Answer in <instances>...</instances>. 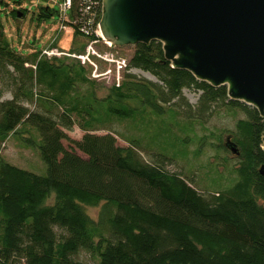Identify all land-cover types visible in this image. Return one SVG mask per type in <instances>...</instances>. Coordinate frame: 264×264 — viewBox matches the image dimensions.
<instances>
[{
    "label": "trees",
    "instance_id": "trees-1",
    "mask_svg": "<svg viewBox=\"0 0 264 264\" xmlns=\"http://www.w3.org/2000/svg\"><path fill=\"white\" fill-rule=\"evenodd\" d=\"M92 2H99L101 19V0H72L68 22L88 44L97 36L85 35L81 26ZM28 11L15 10L14 17L26 18ZM55 14L41 7L39 19ZM133 49L120 85H102L76 58L17 51L0 18V264H264V118L231 100L227 86L213 87L173 68L162 42ZM184 89L201 92L196 105ZM223 111L244 115L229 136L240 155L227 186L210 161L213 182L222 187L203 193L193 187L195 178L167 165L178 159L177 145L182 157L196 137L204 146L208 135L193 134L196 126L205 129ZM122 123L145 135L125 137L118 130ZM24 124L39 133L45 176L3 157ZM75 126L85 132L80 140L69 136ZM119 135L129 146L118 144ZM162 135L168 144L159 141ZM145 137L151 144L144 145ZM217 139V157L228 164L222 154L230 150L221 134ZM90 206L100 208L97 219L88 214Z\"/></svg>",
    "mask_w": 264,
    "mask_h": 264
},
{
    "label": "water",
    "instance_id": "water-1",
    "mask_svg": "<svg viewBox=\"0 0 264 264\" xmlns=\"http://www.w3.org/2000/svg\"><path fill=\"white\" fill-rule=\"evenodd\" d=\"M102 9V38L113 46L160 41L173 68L227 86L231 100L264 118V0H103ZM226 144L240 155L231 138Z\"/></svg>",
    "mask_w": 264,
    "mask_h": 264
},
{
    "label": "rangeland",
    "instance_id": "rangeland-1",
    "mask_svg": "<svg viewBox=\"0 0 264 264\" xmlns=\"http://www.w3.org/2000/svg\"><path fill=\"white\" fill-rule=\"evenodd\" d=\"M4 4H0V18L2 24L5 27V34L8 36L13 47L24 54H29L31 51H40L46 48H58L60 51L67 53L72 52V49H76L75 53H83L85 45L88 44L87 39L81 37H75V32L73 28H69L68 21H64L61 18L60 14H55L48 19H39V11L41 7L50 8L53 11L58 13L61 12L64 0H2ZM18 1V2H17ZM23 8H28V14L26 18L19 16L18 18L14 17L13 11H20ZM69 17V16H68ZM70 19V17L68 18ZM63 26L68 29L62 28ZM76 42V44H75ZM89 45V44H88ZM95 49L105 52L108 51V48L103 44H95ZM134 46H126L123 48L118 47L120 55L125 59L134 53ZM100 70L109 69L111 66L108 63L98 62ZM88 67V65H87ZM90 68V67H88ZM130 72L136 74L137 76L144 77V72H141L139 69H132ZM93 73V70H92ZM91 73L92 78L93 74ZM124 74V73H123ZM122 74V75H123ZM99 82L102 85L110 86L114 83L113 75H110L106 78L97 77ZM184 95L188 102L192 105H196L200 98L201 92L191 91L188 89L183 90ZM10 95L7 96L9 98ZM168 117V116H167ZM166 117V118H167ZM244 117L242 112H239L237 115L230 113L229 111H223V113H216V115L206 124L205 129H202L200 126H196V129L193 134L197 133L200 137L206 135V141L204 146H200L199 140L195 139V142L190 143L188 146L187 154H181V146L177 145L178 150V159L173 163H169L167 168L171 172H181L185 177L189 176L195 178V183H192L195 189H199L203 193H208L209 191H216L219 189V186L213 182L215 177V172L210 166V161L212 164L216 165L219 169V172L223 175L224 179L221 180V183L224 186L229 185L230 181L233 179V174L230 172V169L236 166L237 156L233 155L231 151L228 153H223L228 157V164L224 162L223 158L217 157V145L218 139L217 136L221 134V141L226 143L228 138L231 136V131L234 130L237 118ZM118 130L125 137L130 136H144V131H138L131 127L129 123L119 124ZM175 135L184 137L185 135L180 132L177 127L174 128ZM97 133H105V131H98ZM85 132L82 129H79L78 126H75L73 132H69V136L73 140H80L84 136ZM192 135V134H191ZM162 140L168 144L170 141L162 135ZM193 136V135H192ZM119 139L118 144L121 146H129V143L121 135L117 137ZM147 137H145L146 139ZM193 140L192 137H190ZM153 139L149 137L145 141L143 140L144 145L151 144ZM39 144V133L36 131L35 127H31L29 124H24L18 130V134H14L7 141L6 147L3 149L2 154L5 160L11 164H15L20 168H25L36 174L45 176L47 173V165L43 162L40 157V153L36 147V142ZM159 143V142H158ZM212 143V144H210ZM68 144V142H66ZM183 144H185L183 142ZM201 148L200 155L196 156V150ZM143 157L147 160H151V153L148 151H142ZM174 153V150H171ZM230 166L229 168L226 166ZM54 197L51 198L49 202H52ZM100 208L88 207L87 212L93 218L97 219ZM83 259L89 260L85 254L82 256Z\"/></svg>",
    "mask_w": 264,
    "mask_h": 264
},
{
    "label": "built area",
    "instance_id": "built-area-1",
    "mask_svg": "<svg viewBox=\"0 0 264 264\" xmlns=\"http://www.w3.org/2000/svg\"><path fill=\"white\" fill-rule=\"evenodd\" d=\"M98 3L99 2H92L91 4L87 3V6L85 7V12L87 13L88 17L85 19L86 21L82 24L81 31L89 37L96 35L97 38L93 39V41H91V43L87 45L83 54L67 53L64 51H60L58 48L53 47L44 49L42 53L49 57L69 56L71 58H76L81 62V64H84L86 66L88 65L90 68H92V74L94 78H106L110 75H113L114 83L120 85V82L123 77L122 74L127 70L129 62L127 58L125 59L122 55H120L119 51H117V46H113L110 42L103 39L102 35H100L101 30L99 24L101 22V19H99L97 10L95 9ZM101 4V6H103V0H101ZM72 5V0H64V4L60 12V20L62 18L64 19V21L67 20L68 22H70V19L68 18L70 17ZM62 28L68 29L65 26H63ZM69 28L71 29L73 27L70 26ZM95 44L105 45L108 48V51L105 50V52H103L95 49ZM99 61L103 63H108L111 67L109 69L101 71L98 64Z\"/></svg>",
    "mask_w": 264,
    "mask_h": 264
},
{
    "label": "bare ground",
    "instance_id": "bare-ground-1",
    "mask_svg": "<svg viewBox=\"0 0 264 264\" xmlns=\"http://www.w3.org/2000/svg\"><path fill=\"white\" fill-rule=\"evenodd\" d=\"M100 35H102V34L100 33ZM144 75H145L146 77H148V78H151V79L155 80V78H154L153 76H151L150 74H145V73H144Z\"/></svg>",
    "mask_w": 264,
    "mask_h": 264
}]
</instances>
